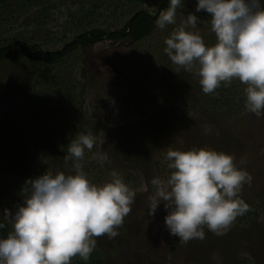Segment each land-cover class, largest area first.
Here are the masks:
<instances>
[{
  "label": "rangeland",
  "instance_id": "obj_1",
  "mask_svg": "<svg viewBox=\"0 0 264 264\" xmlns=\"http://www.w3.org/2000/svg\"><path fill=\"white\" fill-rule=\"evenodd\" d=\"M163 1L146 0L144 9L153 8L158 14L168 6L160 8ZM121 5L116 18L104 8L95 26L120 32L130 18L125 14L128 8ZM195 5L196 0H184L175 25L163 30L155 26L141 42H113L105 37L52 65L15 54L0 62V135L7 137L9 146L15 144L14 150H7L13 153L11 161L19 156L31 166V175L20 181L7 179L0 171V214L5 208L14 212L23 203L26 180L45 172L73 174L72 160L64 159L67 147L78 134L91 132L97 143L82 161L90 181L108 182L110 172L116 170L136 190L132 211L118 229L119 235L95 238L94 250L105 264H264V116L244 111V85L239 81L221 86L215 94H204L199 77L178 68L163 51L165 39L189 12L200 18L190 30L198 32L206 45L215 44L210 16L195 13ZM11 27L0 28V47L13 42L19 33L17 26ZM27 30L29 38L34 35L32 28ZM52 31L53 35H35L32 41L24 40V33L18 40L46 51L63 50L81 32L72 29L60 40V29ZM28 91L39 94L43 110L38 111V104L34 110L23 104ZM45 133L51 137L49 142ZM24 147L29 151L23 152ZM168 148L214 149L234 155L238 166L242 157L247 158L243 167L253 182L243 188L241 197L250 211L237 217L225 235L216 236L205 226V239L183 244L169 236L163 205L153 218L147 216L150 180L170 172L164 159ZM104 152L110 163L101 166L91 159L93 153ZM7 155H0V166ZM6 226L11 230L10 224Z\"/></svg>",
  "mask_w": 264,
  "mask_h": 264
},
{
  "label": "clouds",
  "instance_id": "obj_2",
  "mask_svg": "<svg viewBox=\"0 0 264 264\" xmlns=\"http://www.w3.org/2000/svg\"><path fill=\"white\" fill-rule=\"evenodd\" d=\"M184 0H168V6L154 16L163 30L176 24L177 9ZM144 9V8H143ZM147 10V9H144ZM143 10V11H144ZM207 13L215 44L206 45L195 29L200 18L189 12L164 41V53L186 72L199 77L204 94H215L234 80L243 87L244 111L264 116V0H196L195 13ZM145 12V11H144ZM97 137L78 134L68 145L64 159L72 160L73 174L45 172L25 181L27 197L16 210L5 208L0 229L11 231L0 237V264H71L74 256L87 261L96 247L95 238L113 239L124 218L132 211L136 190L116 171L110 181L96 184L84 171L86 152ZM101 166L110 163L108 155L93 153ZM170 172L150 180L146 214L153 218L163 205L164 226L169 236L187 244L205 239V226L216 236L227 233L237 217L250 211L242 199L253 176L234 155L210 148L187 151L168 148L164 157Z\"/></svg>",
  "mask_w": 264,
  "mask_h": 264
},
{
  "label": "trees",
  "instance_id": "obj_3",
  "mask_svg": "<svg viewBox=\"0 0 264 264\" xmlns=\"http://www.w3.org/2000/svg\"><path fill=\"white\" fill-rule=\"evenodd\" d=\"M146 0H18L13 2L9 0H0V28L4 24H11V29L18 27L19 33L15 34L13 42L6 46L0 47V62L10 58L12 55H19L30 60H36L39 63H45L52 65L57 61L64 58L67 54L75 49L90 48L93 43L108 37L113 42L123 41L129 39L133 42H141L147 39L155 29V17L144 12V4ZM121 4H124L126 13L130 18L126 22L125 26L120 32H108L99 26H95L99 21V17L103 14V9L110 11L111 17L116 18L119 16L117 12L122 8ZM168 4V0H164L160 8ZM23 22H20V20ZM94 23V26L91 25ZM14 24V25H12ZM25 26L26 29H21V26ZM85 27H92L90 32H85ZM32 28L33 36L28 37L30 29ZM60 29L58 35L60 40H65L72 29L75 31H81L73 41L67 43L63 50L46 51L41 47L30 46L27 43L18 40L24 33V40L32 41L35 35L49 34L53 35V29ZM47 33H46V32ZM55 32V31H54ZM62 34V36H61ZM55 35V34H54ZM37 63V62H36ZM27 98L23 102L27 105V108L34 110L36 104L39 105L38 111L45 108V104L38 99L39 94L33 91H28ZM75 98L73 99V101ZM43 104V105H42ZM43 106V108H42ZM39 113V112H38ZM41 113V112H40ZM48 130V127H46ZM44 138V135H42ZM45 140L49 142L51 140L50 135L45 133ZM15 144L9 146L6 136L0 135V155L7 152L8 155L5 158L6 163H2L0 171L2 176L7 179H15L17 181L22 178H27L28 174L31 175V166L28 167V163L25 158L22 161L19 160V156H15L13 162L11 161L12 152L7 150H14ZM29 148L24 147L23 152H28ZM21 152V153H23ZM20 155V154H19ZM64 157V153L61 154ZM8 164L9 167H5ZM11 231L8 226L4 229H0V237L2 233L8 234ZM71 264H105V262L99 258V252L93 250L89 259L84 261L78 255L71 259Z\"/></svg>",
  "mask_w": 264,
  "mask_h": 264
},
{
  "label": "water",
  "instance_id": "obj_4",
  "mask_svg": "<svg viewBox=\"0 0 264 264\" xmlns=\"http://www.w3.org/2000/svg\"><path fill=\"white\" fill-rule=\"evenodd\" d=\"M145 12H148V10H144Z\"/></svg>",
  "mask_w": 264,
  "mask_h": 264
}]
</instances>
